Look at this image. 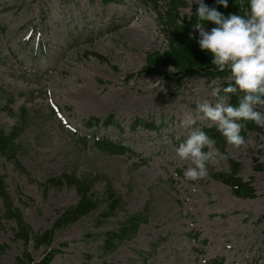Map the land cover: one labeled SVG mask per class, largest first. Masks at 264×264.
<instances>
[{
	"label": "rangeland",
	"instance_id": "374dc122",
	"mask_svg": "<svg viewBox=\"0 0 264 264\" xmlns=\"http://www.w3.org/2000/svg\"><path fill=\"white\" fill-rule=\"evenodd\" d=\"M184 2L188 6L180 16L185 19L196 4ZM159 26L157 15L136 0L119 6L101 0H0V85L15 96V111L24 106L44 119L19 139V160L28 176L0 160L15 206L31 230L42 236L53 228L59 212L78 202L74 190L46 192L44 184L72 172L107 176L126 205L105 223L100 224L97 212L57 230L49 245H24L14 235L15 225L5 222L0 247L7 250L0 264H212L221 258L225 264H264V126L254 122L263 133L248 131L244 145H227L229 156L240 163L239 176L252 183L255 199L234 197L208 174L186 179L184 170L191 162L180 159L176 147L190 129L215 126L196 108L197 97L214 98L201 78L182 79L172 67L150 68L148 63L168 46ZM144 68L159 74L142 75ZM131 74L134 78L126 83ZM51 107L58 112L53 118ZM258 107L264 111V106ZM109 115L124 131L101 129L100 137L122 142L134 156H107L91 141L83 146L73 139L76 134L92 140L85 122ZM136 120L154 121L163 126L162 132L141 127L132 132ZM13 123L0 112V127L9 131ZM211 166L229 171L223 158ZM104 192L105 185L98 182L95 195ZM140 213L148 220L136 239L101 259L100 235ZM196 233L198 241L188 236ZM153 242H161L156 254L146 262L139 259L136 252L148 251Z\"/></svg>",
	"mask_w": 264,
	"mask_h": 264
},
{
	"label": "clouds",
	"instance_id": "9594fccd",
	"mask_svg": "<svg viewBox=\"0 0 264 264\" xmlns=\"http://www.w3.org/2000/svg\"><path fill=\"white\" fill-rule=\"evenodd\" d=\"M193 4L198 5L193 12L196 22L192 24V28L198 30V36L190 32V37L210 55V62L218 71L229 73L223 83L216 79L209 82L210 95L214 99L197 97L196 108L214 122L227 143L244 145L242 122L252 121L264 126V111L258 107L264 106V0H247L248 10L244 14H225L216 7L222 5L227 9L229 0H214L212 5L205 0H194ZM208 22L214 26L207 28ZM233 96L236 103L232 102ZM215 144V139L202 128L190 129L176 147L178 157L191 162L184 170L186 179L205 177L208 164L224 158V153Z\"/></svg>",
	"mask_w": 264,
	"mask_h": 264
},
{
	"label": "trees",
	"instance_id": "16d2710c",
	"mask_svg": "<svg viewBox=\"0 0 264 264\" xmlns=\"http://www.w3.org/2000/svg\"><path fill=\"white\" fill-rule=\"evenodd\" d=\"M104 2L117 1V0H103ZM144 5L154 3L156 6L161 0H141ZM118 2V1H117ZM207 4H214V0H210ZM186 4L181 0H169L166 3V12H161L160 8L157 9L159 16L164 19L165 27L168 31L169 36V48L168 50L155 61L148 63L150 67L157 65L161 66H173L178 74L183 78L188 77H201L207 82L213 79H220L221 82L227 81L229 73L227 71L221 72L211 64V57L204 50H201L195 39L191 38L189 33H194L198 36V30L192 28V24L196 22L195 14L189 21L182 20L178 16V10L181 7H185ZM198 5L196 6V8ZM220 11L227 14L228 12H239L244 14L247 12V0H229V6L225 9L222 5L216 6ZM196 10V9H195ZM214 26L211 22H208L206 27L210 28ZM148 66V67H149ZM150 68H145L143 73H149ZM1 90V89H0ZM3 95H5L3 93ZM6 99L7 107L4 109L12 118L17 119L15 126L13 127L10 134L5 133L3 129H0V157H5L7 160L14 162L18 168H21L16 161L19 148L16 146L15 141L19 135L24 131L32 120H29L28 113L26 110H21L19 115H14L10 110L8 104L12 101ZM233 103H236V97L233 96ZM97 122L96 120H92ZM91 123V121H90ZM89 123V125H90ZM248 128L257 129L251 121H246ZM92 127V126H88ZM152 128L151 126H148ZM155 129V128H152ZM204 131L212 138L215 139V146L224 153L225 159L228 161L231 169V173H214L210 169V175L217 181L223 182L229 186L237 197L244 199H251L255 197V192L250 183H245L237 177L239 172V165L231 160L225 153L226 140L221 133L216 129H204ZM96 147L103 152L110 155H125L129 152L128 149L120 145H116L112 142L102 140L95 143ZM54 186L66 183L70 187H74L80 198L78 205L71 208L59 219L58 226L63 225L70 226L82 217L87 216L96 211L100 206L101 202L95 200L92 196L91 190L94 183L91 180H79L72 176H65L62 180L51 181ZM111 187V186H110ZM0 201L5 207V219L14 222L17 225L16 235L19 239L23 240L26 244L30 241L32 235L28 226L23 222L20 213L13 207L10 196L6 190V185L3 177L0 175ZM107 210L104 213L105 217L115 216L119 210L123 208L121 198L112 190L108 189L106 194ZM140 218L139 216L132 217L129 221L122 224L120 230L110 232L106 234L104 247L101 252L112 253L117 247L127 239L132 238L138 230Z\"/></svg>",
	"mask_w": 264,
	"mask_h": 264
},
{
	"label": "bare ground",
	"instance_id": "6f19581e",
	"mask_svg": "<svg viewBox=\"0 0 264 264\" xmlns=\"http://www.w3.org/2000/svg\"><path fill=\"white\" fill-rule=\"evenodd\" d=\"M20 27L25 29V26H19L18 28H20ZM85 97H86V99L90 100V93L89 92H85Z\"/></svg>",
	"mask_w": 264,
	"mask_h": 264
}]
</instances>
